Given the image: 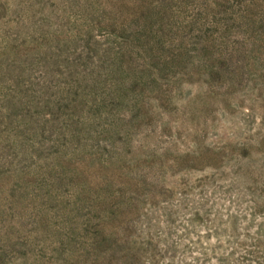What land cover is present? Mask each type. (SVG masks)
Here are the masks:
<instances>
[{"label":"rangeland","instance_id":"374dc122","mask_svg":"<svg viewBox=\"0 0 264 264\" xmlns=\"http://www.w3.org/2000/svg\"><path fill=\"white\" fill-rule=\"evenodd\" d=\"M264 0H0V264H264Z\"/></svg>","mask_w":264,"mask_h":264},{"label":"trees","instance_id":"16d2710c","mask_svg":"<svg viewBox=\"0 0 264 264\" xmlns=\"http://www.w3.org/2000/svg\"><path fill=\"white\" fill-rule=\"evenodd\" d=\"M259 33H260V38H261L260 46L261 48L264 49V20H262L259 26Z\"/></svg>","mask_w":264,"mask_h":264}]
</instances>
